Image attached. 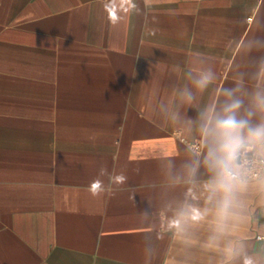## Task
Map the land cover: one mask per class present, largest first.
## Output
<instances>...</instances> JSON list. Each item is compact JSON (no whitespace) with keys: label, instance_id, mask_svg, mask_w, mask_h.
I'll return each mask as SVG.
<instances>
[{"label":"crops","instance_id":"1","mask_svg":"<svg viewBox=\"0 0 264 264\" xmlns=\"http://www.w3.org/2000/svg\"><path fill=\"white\" fill-rule=\"evenodd\" d=\"M225 89L264 90V0H0V264H264V187H205Z\"/></svg>","mask_w":264,"mask_h":264},{"label":"clouds","instance_id":"2","mask_svg":"<svg viewBox=\"0 0 264 264\" xmlns=\"http://www.w3.org/2000/svg\"><path fill=\"white\" fill-rule=\"evenodd\" d=\"M212 79L211 73H200L193 84L198 90L205 89ZM238 89H225V101L220 111L211 109V115L204 117L201 126L207 152L204 163L211 173L205 187L209 200L215 201L218 217L225 219L232 209L239 190L247 186L250 180L257 181L264 187V90L257 91L251 98L250 106L245 109L246 116L239 115L243 101L235 95ZM191 102V93H184ZM259 112L260 123L253 124L251 117ZM196 168L189 166L190 174ZM123 177L118 180L123 181ZM93 195L102 191L100 181L90 185ZM208 214V209L193 208L186 205L179 209L172 221V226L182 229L185 221L198 222ZM246 264H251L246 261Z\"/></svg>","mask_w":264,"mask_h":264},{"label":"built area","instance_id":"3","mask_svg":"<svg viewBox=\"0 0 264 264\" xmlns=\"http://www.w3.org/2000/svg\"><path fill=\"white\" fill-rule=\"evenodd\" d=\"M194 149L197 151V152H199L200 150H201V145L200 144H194ZM252 181H255V180H250L249 182H252Z\"/></svg>","mask_w":264,"mask_h":264}]
</instances>
